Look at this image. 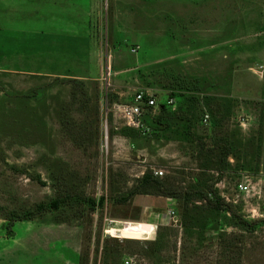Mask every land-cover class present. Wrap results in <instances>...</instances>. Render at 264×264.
Wrapping results in <instances>:
<instances>
[{"label":"rangeland","instance_id":"obj_1","mask_svg":"<svg viewBox=\"0 0 264 264\" xmlns=\"http://www.w3.org/2000/svg\"><path fill=\"white\" fill-rule=\"evenodd\" d=\"M127 260L264 264V0H0V264Z\"/></svg>","mask_w":264,"mask_h":264},{"label":"trees","instance_id":"obj_2","mask_svg":"<svg viewBox=\"0 0 264 264\" xmlns=\"http://www.w3.org/2000/svg\"><path fill=\"white\" fill-rule=\"evenodd\" d=\"M162 108L163 107H161V109ZM156 119L159 120V117H157ZM217 147H220L219 143L214 142L212 148H217ZM221 151H222L221 160L225 161L228 155L230 154L229 149L226 148V146H222ZM138 182H139L138 186L135 187L129 193L131 197L137 194H140V190L143 188H147V187H152L157 193V195L165 197V198L176 199L182 196V193L180 190L178 191L177 189L173 188L170 184H167L165 181L159 179V177L154 176L151 173L143 175V177ZM184 195H185L186 201L190 199H200L201 198L205 200L209 205H211L216 210H225L229 213L234 214L232 212L231 206L225 203L224 200L221 199L216 193V191L212 190L211 187L208 189V192L205 194L202 193V191H193V192L184 193ZM69 199H70L69 195H66L65 197L61 199H56L55 201L51 203L50 207L58 208V206H60L61 204H66V202ZM102 204H103V199L98 200V201L90 199L88 201V205L90 206L91 210H95L98 205L102 206ZM39 210H44V207L40 206ZM32 215L33 213H26L24 217H21L20 215H17L15 213L12 214L10 220L8 221L6 225L7 230L11 229L10 227L15 221L21 220L23 218H30ZM241 222H243L244 224H247L244 221H241Z\"/></svg>","mask_w":264,"mask_h":264},{"label":"built area","instance_id":"obj_3","mask_svg":"<svg viewBox=\"0 0 264 264\" xmlns=\"http://www.w3.org/2000/svg\"><path fill=\"white\" fill-rule=\"evenodd\" d=\"M106 97L107 96H105V99ZM172 103H173V99H169L167 101V105H171ZM156 107H157V103H156L155 97L152 94L144 92V91H138L134 95L132 104L119 107L118 111L121 113L123 118L126 120L127 125L129 127L138 129L141 125V121L143 117L145 116V114L148 111H151V112L155 111L154 109ZM207 119L208 117L205 116V118L203 119V122L205 123ZM154 174L155 176H157V174L161 175L162 173L154 172ZM235 190L239 194H247L250 192V187L246 183H239L237 185V189ZM221 198L225 200L226 202H229L228 198L222 197V196ZM167 216L172 220H174L176 217L175 212L172 210L167 211ZM111 224H115V223H111ZM126 224L129 225L133 223H120L119 228H109L108 230L105 231V234L113 238H121L117 232L119 229L125 228ZM152 229H153V226H150L149 231L152 232ZM131 263H132L131 260H127L124 262V264H131Z\"/></svg>","mask_w":264,"mask_h":264}]
</instances>
